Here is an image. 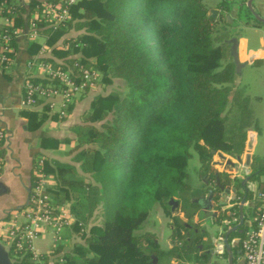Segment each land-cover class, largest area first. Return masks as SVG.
<instances>
[{
	"label": "trees",
	"instance_id": "1",
	"mask_svg": "<svg viewBox=\"0 0 264 264\" xmlns=\"http://www.w3.org/2000/svg\"><path fill=\"white\" fill-rule=\"evenodd\" d=\"M42 5L31 0L30 14L43 11ZM236 5L229 0L216 7L204 0H81L70 7V18L63 24L45 29L48 24L40 20L44 46L53 54L40 61L58 68L57 59L81 53L83 58L76 62L91 67L95 59L92 66L102 71L107 83L120 78L125 84L123 91L94 97L85 123L70 128L75 138L40 139L43 149L77 142L72 160L78 165L41 155L45 171L56 181L48 192L57 207L70 204L75 219L70 229L84 239L66 253L69 264H153L159 237L139 231L158 205L173 219V255L182 264L192 258L194 264L207 262V255L199 253L206 244L204 234L191 226L199 205L187 196L195 189L189 182L190 160L197 154L198 175L214 177L213 156L242 155L249 130L258 128L247 87L237 84L244 66L235 48V30L262 24L245 5L234 13ZM9 6L0 19L14 20L16 26L0 24V32L25 30L32 15L26 20L25 6ZM228 16L234 17L233 23ZM72 26L83 33L58 45ZM13 47H18L16 40ZM42 47L35 43L28 54L34 56ZM21 114L28 118L29 131L58 118L46 108L23 109ZM90 144L96 146L84 147ZM256 176L254 172L252 178ZM36 180L32 177L31 188ZM177 206L187 221L173 215ZM96 210L100 222L90 224ZM216 222L222 224V219ZM30 256L17 264H31Z\"/></svg>",
	"mask_w": 264,
	"mask_h": 264
},
{
	"label": "crops",
	"instance_id": "2",
	"mask_svg": "<svg viewBox=\"0 0 264 264\" xmlns=\"http://www.w3.org/2000/svg\"><path fill=\"white\" fill-rule=\"evenodd\" d=\"M204 1L211 7H216L219 3L218 2L219 0L213 3L209 2L210 0H204ZM229 1L235 2L237 4L234 7V13H235L238 10L239 5H245L247 7V4L250 0H229ZM253 9L260 17L264 18V0H254ZM30 15H32L33 17V14H30V12L26 14V20L30 19ZM230 17L234 21V17L233 16ZM0 23H1V19H0ZM260 23L262 24L261 26L241 25L239 27L238 30L239 41L237 48L238 59L240 63L243 64L244 66L240 75L238 76L237 84L244 85L247 87V93L250 95L251 99L253 100L252 106L254 111V120L256 123H258L257 120H259L256 115V102L257 100L259 101L263 99V97L262 96L253 97V94L251 92V90L253 89L252 82L250 81L246 84L244 83V78L246 77L250 78L253 75L254 78H257V80L259 79L260 81L264 80V23L262 22ZM27 28L28 26L25 27V30H27ZM35 43L43 45L40 52L34 55L35 57L36 56H38L39 58L53 57L51 50L50 53L48 52L43 53V50L46 47L44 46L45 39L42 36L37 41H30L26 36H23L20 37L17 41L18 47L16 48V53L14 56L16 59V66H14L11 71H2L0 68V127L4 128L6 131V136L4 141L1 142V149H0V182H3L8 187V191L0 192V243H3L5 245L7 243L5 240L6 233L4 232L5 224L7 220H10L9 217L11 211L23 206L29 197L28 186L32 185L31 181H32V177H34L33 166L36 160V156L51 154L50 152H53L58 155L61 154L57 150L43 149L40 146V139L45 136L60 137L59 136L61 135L60 130L62 129L64 122H58L57 120L48 118L42 124L40 129L36 131H29L27 129L28 118H26L24 115L21 114V111H23V109H28L23 107L21 104L24 94L22 82H23V77L27 71L26 64L31 57H34L28 54V50ZM35 109L38 111H42L41 108H35ZM73 116L74 115L72 113L69 115V118H73ZM69 118L67 121L70 120ZM263 131L264 129L260 123H258V128L253 127L249 131L248 135H250V133L252 132L255 135L250 152L248 151L249 147L246 146L245 151L243 152L242 155H240V158H238V156H236V158L230 157V155L228 156V154L222 153L225 155L226 158L215 161V165H213L214 171L220 173L221 176L222 175L224 176V174H229L230 179L233 178L232 181L230 182L231 185L229 186L231 187V189L234 187H237L238 189L237 195L231 190V192L227 193L225 197H222L224 191L219 189L221 191L220 201L221 199L231 201V203H229L228 206H224V208H229L233 211L235 210L236 207H239L237 202L240 200V198L242 199L243 197H247V201L250 199V197L252 196V191H255L254 189H256V187L252 186V181H253L252 174L254 172L257 175L255 178L256 179L259 178L258 189H261L263 187L264 170L262 169L264 168V164H262L261 166L256 165L255 152H254L256 139L258 135H260ZM248 155L250 157H248ZM229 158H232L234 163L233 162L229 163L227 161V159ZM247 169L250 170L252 173L251 179L248 182H246V185H242V182L239 181L240 186L244 188V191L240 192V188L237 185L238 178L235 177L247 176L249 174L247 172ZM49 175L52 176L50 186H53V184L55 183V178L52 174L49 173ZM235 195H236V200H232V197ZM197 196H198V192L195 191L193 197H197ZM246 207H249V209L252 210L251 216L247 218L246 221L250 218L254 219V217L256 216L255 206L252 204L244 205L245 214H246ZM181 217L186 221L188 220V218H186L184 215H181ZM68 231L70 230L66 229L65 236H66V240L69 243L72 237L70 236V233H68ZM170 232L171 230H169V232L163 231L161 234H159L160 250L158 255L155 256L159 257V254L166 253L170 258L171 264H182L173 255V249L175 248V244L170 238ZM203 239L206 241V244L205 246L204 244L200 246L199 253H205L207 255V262L204 263L200 262L198 264H215L214 261L218 259V257L215 256L212 258L211 253L208 252V250L211 248V241L209 238V234L204 233ZM231 239H232L231 242L234 244L236 239H240V237L238 236V234H234ZM222 241H223L222 238H220L218 243H222ZM73 245H69L70 251H72ZM36 247L38 251L44 255H48L49 253H51L54 247L51 232L47 231L41 234V236L36 242ZM63 247L65 249V245ZM223 249L224 251L226 250L225 247H223ZM233 255H234L233 256L234 264H245V260H244L245 258L243 256V252L241 248V241L239 242V245H235L233 247ZM224 256H225V260H228L229 258L228 253H225ZM157 264H158V260H157ZM187 264H191V263L187 262Z\"/></svg>",
	"mask_w": 264,
	"mask_h": 264
},
{
	"label": "built area",
	"instance_id": "3",
	"mask_svg": "<svg viewBox=\"0 0 264 264\" xmlns=\"http://www.w3.org/2000/svg\"><path fill=\"white\" fill-rule=\"evenodd\" d=\"M81 0H60L62 6L54 4L51 14L47 11L48 26L56 27L67 22L70 18V7ZM20 5L21 0H7L0 3V12L9 9L10 4ZM43 7V5H42ZM50 7V5H49ZM47 7V4L44 8ZM43 8V9H44ZM3 26L14 27L16 23L7 17L1 18ZM51 20V21H50ZM47 26V25H46ZM43 28L40 20L33 18L27 30L16 28L13 32L3 30L0 32V68L2 71H11L16 66V53L14 40L26 36L30 41H37L42 36ZM38 56L31 57L26 66L27 71L23 77L24 90L21 104L25 108H46L48 112L57 113L61 118L68 115L69 107L81 91L94 88L98 80V74L91 67L81 63L76 64L73 71L63 67L55 68L51 64L40 61ZM40 78V80H36ZM6 131L0 127V149L4 141ZM33 175L37 179L31 188L28 204L17 209L8 224L5 240L10 252L16 258V263L23 261L29 254L31 264H69L66 257L67 251L63 243L66 229H70L74 222V216L65 206L57 207L48 192L52 176L45 171L43 156L36 158L33 166ZM244 205L252 204L256 209L254 219L246 221V228L241 240V248L245 258V264H264V185L258 189ZM239 204V203H238ZM232 207V206H230ZM236 212H233L235 214ZM51 232L54 247L48 258L40 253L36 242L45 232ZM62 246L58 253H54Z\"/></svg>",
	"mask_w": 264,
	"mask_h": 264
},
{
	"label": "rangeland",
	"instance_id": "4",
	"mask_svg": "<svg viewBox=\"0 0 264 264\" xmlns=\"http://www.w3.org/2000/svg\"><path fill=\"white\" fill-rule=\"evenodd\" d=\"M21 1H24V3H22L21 5L26 7L27 13H28L30 11V8H28V3L31 0H21ZM38 1L43 4V8L45 7L46 4H47V7H49V5H50L49 8H44L43 11H39V9H37V11H35V12L31 11V13H34L32 18L39 19V20H41L43 22H44L43 19L46 20L45 22H47L49 20L47 18L48 17L47 11H49V14H51L52 10L50 8H52L54 6V4H57L58 6H60V8L62 6V2H60V0H38ZM216 1L217 0H210L209 2L213 3V2H216ZM218 2L220 3L221 0H219ZM16 5H20V3L17 2ZM24 15H26V14H24ZM2 22H4V21L2 20ZM47 27L51 28V26H46L45 29ZM239 27H240V25L237 27V30H235V32H237L239 30ZM81 33H83V32L76 31L74 29V27L72 26V28L70 30H67V33L63 37V39L58 42V45H62L64 40L71 39V38H76ZM42 37L45 39L43 34H42ZM67 48L68 47H63V49L68 50ZM69 49H71V48H69ZM46 52L50 53V49L49 48H44L43 53H46ZM43 58H48V57H43ZM79 58H81V59L83 58L81 53L71 54L67 59H57V61L60 62V64H61L60 67H63L66 70L71 69L70 71L74 72V70L76 68V64L80 63V62H76L75 60H79ZM65 60H71V62L68 63V61H67V64L65 65V63H64ZM95 63H96L95 59H92L90 61L91 68H93V70L98 74V80L96 82L97 84H96V86L94 88L87 89L85 91H81L78 94V96L75 98L74 103L69 107V110H68V114L69 115L73 113V115H74L73 118H69V115H68V117L66 116L67 118H65L63 120L64 117H62V119H61V117L57 113H55L58 116L57 121L58 122H64V124L62 126V129L60 130V134L61 135H59L60 137H56L55 136L56 138L62 139V138H65V137H72V138L76 137L75 132L70 130L69 128H71L72 126H74L76 124L85 123L84 122V115H85V113H87L90 110L91 103H92L94 97H96L99 94H109L113 90H118V91H123L124 90L125 84H124V82L122 80H120V78H114L111 81V83H107L104 80V75H103L102 71L97 69L95 66H92V64H95ZM250 81L252 82V86H253V89L251 90V92L253 94V97H256V96H262L263 97V99H261L259 101L257 100V102H256V115H257V118L259 119V120H257L258 123H260L262 125L263 129H264V80L263 81H260V79L257 80V78H254L253 75L250 78H248V77L244 78V83L247 84ZM252 102H253V100H252ZM71 108H72V110L70 111ZM49 114L52 115L54 113L49 112ZM68 118L70 119L69 121H67ZM100 123L101 122H98V123H95V124L97 126H100ZM248 141H249V135H248V138H247V141H246V146H248V144H249ZM76 144H77V142H74V141L73 142L62 143L58 148H53L52 149V150H57L61 154L58 155V154H55L53 152H50L51 154H46L44 156L50 157L51 159H56V160H58L60 162H65V163L68 162V163H73V164L78 165V163H75L72 160V158H74L75 155L77 154V151L74 149L76 147ZM95 146H96L95 144H90V145H85L84 147H95ZM57 151H56V153H57ZM254 152H255V159L257 161L258 160H264V131L260 135H258V137L256 139ZM220 154H221V152H218V153H216L213 156V161H212L213 165H215V161L216 160H221V159H219L220 158V156H219ZM229 155L230 154H228V156ZM38 157H39V155L36 156V158H38ZM230 157L236 158V156H233V155H230ZM198 166H199L198 156H197V154H194V156L190 160V164H189V172H190L189 182L193 186H195V189H192L191 191H188L187 192V196L189 195V196L193 197L192 193L195 192L196 190H200V187H203V185H204V181L203 180L204 179H209L207 176H199L198 175V171H197L198 170ZM242 174H243V172H242ZM86 177L88 179H91L90 178L91 177L90 174H88V176H86ZM223 177H225V176H223ZM245 177L246 176H244L243 179H245ZM55 183H56V181H55ZM234 183H236V182H234ZM237 185L240 188V192H243L244 188L242 186H240V182H237ZM258 185H259V178L253 179L252 186L256 187V192L258 191ZM50 187H52V186H50ZM254 194H255V192L252 191V196L251 195L250 196L253 197ZM217 196L220 199V197H221V191L220 190H218ZM193 199H194V197H193ZM240 201H241V198L237 202V203H239L238 204L239 206L241 205ZM218 203L219 202L215 203V205L217 204L216 208L218 206ZM69 205L70 204L67 202L63 206H65L67 209H69L70 208ZM226 206H228V205H226ZM219 207H222V206L219 205ZM16 211H17V209H14V210L11 211L10 217H9L10 220H7V222L5 224L4 232H7L9 221H11V218L13 217V215H14V213ZM234 211L236 213L235 214H231V215H235V216H234L233 219H231L228 222V226H230V225L235 226L236 224L239 223L240 213H238V207H236ZM98 214H99V211L96 210L95 215L91 218L90 224L99 223L100 222V216ZM177 214L184 215V213L181 211V208H179L178 206H177V209L175 210V213L173 215H177ZM244 214H245V211H244ZM251 214H252V210L249 209V207H246L245 218L246 219L249 218L251 216ZM209 215L213 216V214L209 213V212H208V215H204V214L200 213L199 216L195 215V217L192 218L191 221H194L195 219H197L196 220V226L197 227H200V229L202 228L204 230L207 229L208 232L210 231L211 233H213L215 235L218 234L219 237L224 238L226 230L228 229L227 226L226 225L225 226L222 225V229H221L220 228V223L216 222L215 217H211ZM196 216H197V218H196ZM219 218H221L223 221H226L224 215H219ZM172 223H173L172 217L171 216L169 217L166 214L165 210L160 205H158L155 208V210L153 211L152 217L148 220L147 223H145V226L139 232L150 231L152 233L157 234L158 237H159V234H161L163 231L169 232V230H170L169 228H171V224ZM245 227H246V225H245ZM219 231H220V233H219ZM203 232L204 231H202V233L200 232V235L204 234ZM68 233H70V236L72 237V239L70 240L69 243H68L67 240H65L63 245H65V250L69 253L70 252V246L69 245H73L75 243H83L84 239L82 238L81 234H78L73 229H70V231H68ZM68 233H67V236H68ZM65 234H64V239H66ZM6 246L8 247L7 243H6ZM67 246H68V248H67ZM12 254H13V252H11V257L14 260V262L16 263V258ZM156 257L158 258V264H171L170 258L168 257V254H166V253L159 254V257L158 256H156ZM190 260H191L190 263L194 264L196 259L192 258Z\"/></svg>",
	"mask_w": 264,
	"mask_h": 264
},
{
	"label": "water",
	"instance_id": "5",
	"mask_svg": "<svg viewBox=\"0 0 264 264\" xmlns=\"http://www.w3.org/2000/svg\"><path fill=\"white\" fill-rule=\"evenodd\" d=\"M253 1L254 0H250L248 2V4H247V7L251 11V13L253 14V16L255 17V19L257 21L264 23V18L260 17L255 12V10L253 9ZM228 19H229L230 23H233V19L230 16H228ZM235 48H238V44H236ZM254 136L255 135H254L253 132L250 133V135H249V141H248V143H249L248 144V147H249V150L248 151L249 152H250V149L252 147V143H253V140H254ZM219 156H220L219 159H225L226 158L225 155L222 154V153ZM248 157H250V156L248 155ZM238 158H240V156H238ZM227 161L229 163H232L233 162V159L232 158H229V159H227ZM247 172L249 174L242 181V185H246V182H248L251 179V174H252L251 171L247 169ZM216 176H217L216 186L220 190H223L224 191L222 197H225L227 193H230L231 192V190L237 195V192H238L237 187H234V188L231 189L230 186H226V185H224V183H222V180L220 179V176H219L218 173H217ZM3 191H8V187L3 182H0V192H3ZM28 191H29L28 193H29V196H30L31 185L28 186ZM236 195L232 197V200H236ZM212 198H213V191L210 192V196H209L208 199L199 198L197 201H199V202L202 201V200H210L211 201ZM28 201H29V197H28L26 203L23 206L19 207V208H22L25 205H27L28 204ZM229 203H231V201L221 199V201L219 202L218 205L224 207L226 205H229ZM244 203H245V199L242 200V203L240 205V217H239L240 222L238 224H236L234 227L229 228V229L226 230L225 236H224V238H222V240H223L222 243H218V241L220 240L221 237H219V236L211 233L210 231L208 232L209 238H210V241H211V248L208 250V252L211 253L212 258L215 257V256L218 257V259H216L214 261L215 264H226V263L234 264L233 263V256H234L233 255V247L235 245H239L240 239H236V241L233 244L231 242V240H232L231 238H232V236L235 233H239L240 234V233L243 232L241 226L245 222ZM228 222H229L228 220H226V221H223L222 220V224H220V228L222 229V225L228 226ZM219 233H220V231H219ZM223 247H225V249H226L225 251H224ZM225 253H228V255H229L228 260H225V256H224ZM157 260H158V258L155 255H153L152 256L153 264H157ZM0 264H15L14 260L11 257V252H10L9 247H7L3 243H0Z\"/></svg>",
	"mask_w": 264,
	"mask_h": 264
},
{
	"label": "flooded vegetation",
	"instance_id": "6",
	"mask_svg": "<svg viewBox=\"0 0 264 264\" xmlns=\"http://www.w3.org/2000/svg\"><path fill=\"white\" fill-rule=\"evenodd\" d=\"M217 171H214V177H210L209 179H204V185L203 187H200V190L198 192V196L197 197H194V201L197 203V205H199V208L198 210L195 212V215H200V213L204 214V215H208V212L209 213H212V215H209L211 217H215V219L217 217H219V215H224L225 216V219L226 220H231V218H234L235 215H231L233 214V212H235L234 210L232 211L231 209H228V208H224V207H219V205L217 206L216 208V205L215 203L216 202H220V199L218 198L217 194H218V190L219 188L216 186V179H217ZM219 176H220V179L222 180V183H224V185H231L230 182L232 181V179H230V175L229 174H224L225 177H223V175L221 176L220 173H218ZM235 178H238L237 181L239 182H242L244 179L243 177H239V176H236ZM213 191V198L212 200H202V201H197L199 198H204V199H208L209 196H210V192ZM193 198V197H192ZM245 199V203L247 201V197H243L240 201V204L242 203V200ZM250 199H252V197H250ZM244 203V204H245ZM219 204V203H218ZM230 213V214H229ZM238 213H240V206L238 207ZM194 215V217H195ZM230 216V217H229ZM193 217V218H194ZM240 217V216H239ZM197 218V216H196ZM196 220L195 219L194 221H192V224L191 226L194 227V230L196 232H198L200 234V232L202 233V231H204L203 233H207L208 230L207 229H200V227H197L196 226ZM239 222H240V219H239ZM245 225H246V218H245V222L244 224L241 226L243 232L242 233H238V236L240 237V241L242 240V237H243V233L245 231ZM234 227V226H232ZM229 229V228H228ZM202 230V231H201ZM202 246V245H200Z\"/></svg>",
	"mask_w": 264,
	"mask_h": 264
}]
</instances>
